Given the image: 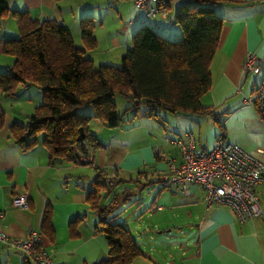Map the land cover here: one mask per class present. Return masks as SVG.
Masks as SVG:
<instances>
[{
	"label": "crops",
	"instance_id": "1",
	"mask_svg": "<svg viewBox=\"0 0 264 264\" xmlns=\"http://www.w3.org/2000/svg\"><path fill=\"white\" fill-rule=\"evenodd\" d=\"M114 1L7 0V6L10 10L27 11L33 19H54L63 23L78 46H83L79 19L93 17L96 21L93 35L97 44L86 52L95 65H119L130 36L142 24L151 25L169 38L181 35L173 17L177 4L184 0H176L173 7L168 0L170 8L166 18L149 16L145 11L142 15L130 0L137 10L124 19L116 8V14L112 13L115 22L111 23L106 20L108 14L102 8L114 6ZM116 1L118 5L119 0ZM216 10L224 18V24L209 67L211 87L201 96L200 102L210 107L208 117L218 124L215 132L222 131L225 140L237 143L264 161V154L256 152L257 148L264 147V116L255 106L243 102L254 85L264 79V0L221 2L216 4ZM17 36L15 19L7 15L1 20L0 27V72L13 61L11 56L3 53V42ZM248 52L257 56L258 73L242 72ZM98 53L110 56H96ZM40 99L41 92L34 86L19 87L14 97L0 95L3 111L0 122V210L3 212L1 228L6 234L25 238L30 230L38 231L53 264H91L106 258L108 243L98 231V216L87 200L88 192L93 189L96 169H99L109 176L127 180L115 188L119 192L125 189L129 193V185L137 183L160 182L161 189L151 204L152 211L163 207L173 209L172 206L179 205L188 207V212L194 216L195 238L180 245L181 251L172 248L166 255L156 248L154 251L142 249L144 255L129 264L140 257H146L148 264H264V172L256 188L262 215L242 221L227 206L207 207L200 184L189 182L184 191L175 184L163 185L161 178L168 172V159L174 158L175 164L181 161L173 144L175 137H170L168 143L153 142L147 135L154 130L162 135L164 128L158 130L159 126L139 125L142 115L116 128L91 119L89 127L97 137L99 132L109 134L104 139L106 142L101 140V147L80 155V164L63 159L50 162L40 139L24 147L15 142L9 129L13 121L26 123ZM18 194H27V208L12 206V199ZM127 203L130 199L121 205L120 210ZM47 210L50 211L49 223L45 219ZM154 225L160 229L158 233L163 231L161 225ZM156 253H160L162 262ZM25 263L32 264L25 254L0 242V264Z\"/></svg>",
	"mask_w": 264,
	"mask_h": 264
},
{
	"label": "trees",
	"instance_id": "2",
	"mask_svg": "<svg viewBox=\"0 0 264 264\" xmlns=\"http://www.w3.org/2000/svg\"><path fill=\"white\" fill-rule=\"evenodd\" d=\"M240 1L179 2L173 17L181 30L179 37H166L145 23L130 36L119 65H95L86 52L97 44L93 17L79 19L83 46H78L63 23L33 19L27 11L10 10L7 0H0V27L1 20L9 15L18 30L17 37L6 39L2 45L3 53L13 61L0 72V95L14 97L19 87L26 86L41 92L40 102L26 123L10 124L15 142L27 147L40 139L50 162L63 159L80 164V155L102 146L89 128L91 119L116 128L125 121L126 114L132 118L159 116V108L209 114L210 107L204 106L200 98L211 87L209 67L224 24L216 4ZM166 4L169 9L168 0ZM116 95L127 101L123 111L117 107ZM90 106L92 111H83ZM2 115L0 107V122ZM80 128L85 135V149L78 140ZM125 182L96 169L87 200L98 216V231L107 240L109 250L106 258L91 264H129L144 255L125 223L116 220L121 205L130 199L125 189L115 190ZM49 217L47 210V223Z\"/></svg>",
	"mask_w": 264,
	"mask_h": 264
},
{
	"label": "built area",
	"instance_id": "3",
	"mask_svg": "<svg viewBox=\"0 0 264 264\" xmlns=\"http://www.w3.org/2000/svg\"><path fill=\"white\" fill-rule=\"evenodd\" d=\"M133 5L149 16H168L166 0H131ZM257 56L253 52L246 54L242 66L243 73H258ZM244 104L255 106L264 114V79L250 90L243 99ZM180 154V163L175 164L169 158L168 172L162 174L163 185L175 184L184 191L189 182H195L204 189V202L207 207L224 205L232 209L237 217L244 221L262 215L257 194V186L262 181L264 161L254 154L243 150L237 143L224 139L221 134L213 147H198L192 131L186 130L173 140ZM264 154V147L256 149ZM27 194H18L12 199V206L27 208ZM3 212L0 210V242L7 248L17 250L27 256L32 264H53V259L41 243V234L30 230L25 238H15L1 228Z\"/></svg>",
	"mask_w": 264,
	"mask_h": 264
},
{
	"label": "rangeland",
	"instance_id": "4",
	"mask_svg": "<svg viewBox=\"0 0 264 264\" xmlns=\"http://www.w3.org/2000/svg\"><path fill=\"white\" fill-rule=\"evenodd\" d=\"M175 2L176 0H171L170 5L173 7ZM117 3L118 2L115 0L113 4L114 6L108 7L105 5L102 8V11L107 12L108 14L106 20L111 23L115 22L112 20V13L114 14L115 12L116 14V8H119L121 17L124 19L131 16L137 10L132 6L130 0H119L118 5ZM137 11L142 15L144 14L143 10L138 9ZM96 56L109 57L110 55H108V53H98ZM114 100L117 103L118 109L123 111V107L127 101L121 95H116ZM84 110L92 111V107L90 106L87 109H83V111ZM158 111L159 116L145 117L142 115L143 117H141L142 119H140L138 123L139 125L147 124L154 128L159 126L157 127L158 130H162L161 127L164 128L162 135H160L159 132H155V130L152 134L147 135L155 143H168L170 137L177 138L182 132L190 130L195 136L198 147L210 149L213 147L216 138L222 132H215V128L218 124L213 118L208 117V114H185L181 112H171L163 108H159ZM131 118L132 117L129 114H126L124 117L125 121L121 124H129L131 121L128 120ZM89 128L91 130V127ZM108 135L109 134H102L99 132L97 138L101 142V140L107 139ZM160 189V182L129 185V193L131 194L130 203H127L126 206L122 207L116 220H121L120 222L125 223L129 229H131L135 238L140 242L142 249L149 251V248H151L154 251V248H156L163 254L167 255L172 248L181 251L179 248L180 245L194 240L196 230L195 226L192 224L194 216L188 212V207L186 206L174 205L172 206L173 209H170V207H163L160 210L152 211L151 204L158 195ZM154 223L161 225L163 231L158 233L160 229L158 230ZM156 254L159 261L162 262L160 253ZM134 262L135 263L131 264H148L146 257H140L138 261Z\"/></svg>",
	"mask_w": 264,
	"mask_h": 264
},
{
	"label": "water",
	"instance_id": "5",
	"mask_svg": "<svg viewBox=\"0 0 264 264\" xmlns=\"http://www.w3.org/2000/svg\"><path fill=\"white\" fill-rule=\"evenodd\" d=\"M84 137H85V135H84L83 129L80 128V132H79V135H78V140H79V142H80V144H81L83 149H85Z\"/></svg>",
	"mask_w": 264,
	"mask_h": 264
}]
</instances>
